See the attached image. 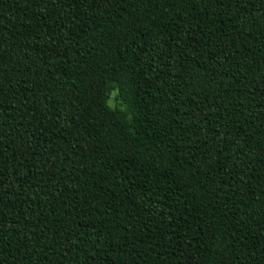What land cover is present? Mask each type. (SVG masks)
<instances>
[{
  "label": "trees",
  "instance_id": "1",
  "mask_svg": "<svg viewBox=\"0 0 264 264\" xmlns=\"http://www.w3.org/2000/svg\"><path fill=\"white\" fill-rule=\"evenodd\" d=\"M0 264H264V0H0Z\"/></svg>",
  "mask_w": 264,
  "mask_h": 264
},
{
  "label": "rangeland",
  "instance_id": "2",
  "mask_svg": "<svg viewBox=\"0 0 264 264\" xmlns=\"http://www.w3.org/2000/svg\"><path fill=\"white\" fill-rule=\"evenodd\" d=\"M115 95H116V91L115 90L111 91L110 94H109L108 102H109V104L111 106H115L118 103L116 98H115Z\"/></svg>",
  "mask_w": 264,
  "mask_h": 264
}]
</instances>
